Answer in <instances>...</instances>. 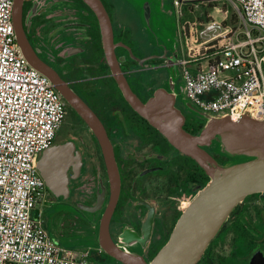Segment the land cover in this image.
Returning a JSON list of instances; mask_svg holds the SVG:
<instances>
[{
	"label": "flooded vegetation",
	"instance_id": "af4514ba",
	"mask_svg": "<svg viewBox=\"0 0 264 264\" xmlns=\"http://www.w3.org/2000/svg\"><path fill=\"white\" fill-rule=\"evenodd\" d=\"M170 2L157 1L156 26L151 29L134 1L97 0L109 39L111 30L115 72L107 55L110 41L105 48L100 17L86 0H13L12 26L19 48L64 101L63 120L47 150L72 148V154L59 155L68 159V189L55 195L47 188L39 207L44 227L58 243L95 247L110 200L111 240L118 244L126 231L149 261L209 180L192 157L172 146L130 106L116 81V75L124 77L142 101L165 88L184 115V128L196 133L202 127L204 119L183 97L177 36L162 35L163 24L173 22ZM73 97L104 128L110 142V176L98 138L71 104ZM204 149L219 163L228 158L212 146ZM97 264L125 263L102 251ZM196 264H264V192L249 194L236 205Z\"/></svg>",
	"mask_w": 264,
	"mask_h": 264
},
{
	"label": "built area",
	"instance_id": "2783aa9c",
	"mask_svg": "<svg viewBox=\"0 0 264 264\" xmlns=\"http://www.w3.org/2000/svg\"><path fill=\"white\" fill-rule=\"evenodd\" d=\"M213 1L211 11L183 18V8ZM171 4L185 99L211 115L264 119V0ZM12 9L13 0H0V264H97L101 248L64 246L43 225L47 186L37 160L60 127L64 101L19 48Z\"/></svg>",
	"mask_w": 264,
	"mask_h": 264
},
{
	"label": "water",
	"instance_id": "95a60500",
	"mask_svg": "<svg viewBox=\"0 0 264 264\" xmlns=\"http://www.w3.org/2000/svg\"><path fill=\"white\" fill-rule=\"evenodd\" d=\"M86 1L100 17L103 43L107 48L110 41V53L107 55L110 66L116 72L117 62L111 30L110 39L107 34L106 16L99 9L97 0ZM137 1L143 22L147 27L155 28L153 12L158 0ZM116 81L130 106L158 129L172 146L192 157L204 169L209 180L183 210L167 241L151 260H145L126 231L120 235L118 244L111 240L108 231L110 200L101 215L98 243L95 245L125 264H196L236 205L249 194L264 192V119L243 114L233 120L226 114L211 115L188 104V108L204 119L199 131L191 133L184 128L185 118L174 105V95L165 88H157L147 100L142 101L130 89L124 77L116 75ZM70 100L95 132L110 176V142L101 122L77 98ZM205 146L214 147L215 152L229 159L219 163L204 149ZM63 153L72 154V148L58 146L45 149L37 160L40 175L55 195L68 189L65 171L68 159L59 158Z\"/></svg>",
	"mask_w": 264,
	"mask_h": 264
},
{
	"label": "rangeland",
	"instance_id": "374dc122",
	"mask_svg": "<svg viewBox=\"0 0 264 264\" xmlns=\"http://www.w3.org/2000/svg\"><path fill=\"white\" fill-rule=\"evenodd\" d=\"M132 1H134V3L136 4L138 1L137 0H132ZM159 1V0H158ZM173 1V0H172ZM190 1H197V0H190ZM172 2H170V3H168L167 4V7H170V8H172V4H171ZM216 3V1H213V2H209V4H207V3H204V4H201V6H200V8H198L196 11H188V10H186V9H184L183 8V10H184V12H183V18H186V17H192V16H196V17H199L200 15H201V13L203 12V13H206V11L208 10V11H211V8H212V5H214ZM138 5V4H137ZM211 7V8H209V9H207L206 7ZM139 7V6H138ZM223 7L224 8H230L229 7V5H227V4H223ZM231 9V8H230ZM172 10H173V8H172ZM174 14V13H173ZM196 17H194V18H196ZM170 24H163V30H162V32H163V36L164 37H167V36H172L173 34H175V36H177L176 35V20H175V16L173 15V22L171 21V22H169ZM229 158H227V160H228ZM58 243V242H57ZM59 244H62V245H64V246H68V245H66V244H63L62 242H59Z\"/></svg>",
	"mask_w": 264,
	"mask_h": 264
},
{
	"label": "crops",
	"instance_id": "0c3cea01",
	"mask_svg": "<svg viewBox=\"0 0 264 264\" xmlns=\"http://www.w3.org/2000/svg\"><path fill=\"white\" fill-rule=\"evenodd\" d=\"M95 246H97V245H95ZM98 260H99V258H98Z\"/></svg>",
	"mask_w": 264,
	"mask_h": 264
}]
</instances>
